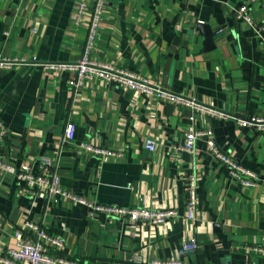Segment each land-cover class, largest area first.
I'll use <instances>...</instances> for the list:
<instances>
[{
  "label": "crops",
  "instance_id": "0c3cea01",
  "mask_svg": "<svg viewBox=\"0 0 264 264\" xmlns=\"http://www.w3.org/2000/svg\"><path fill=\"white\" fill-rule=\"evenodd\" d=\"M77 1L0 0V56L28 62L0 69V122L8 134L1 162L18 167L49 157L69 193L106 206L175 209L178 217L161 226L89 218L73 202L25 192L16 176L0 168L2 252L14 247V230L31 220L62 240L61 255L81 264H264V257L249 251L264 245V133L239 128L232 119L195 118V128L211 129L216 145L257 175L256 186L241 187L202 141L192 154L178 150L191 125L189 109L96 79L72 89V74L55 76L33 66L32 58H80L96 0L86 1L76 25ZM102 1L93 61L233 117H264V49L255 31L234 19L230 7L239 0ZM252 16L264 24V7L252 9ZM198 22L213 30L210 51L195 30ZM69 120L75 139L64 145ZM149 136L154 152L144 149ZM84 143L122 157L99 161L78 147ZM188 174L197 178L191 223L184 219ZM191 240L194 252L182 247Z\"/></svg>",
  "mask_w": 264,
  "mask_h": 264
},
{
  "label": "built area",
  "instance_id": "2783aa9c",
  "mask_svg": "<svg viewBox=\"0 0 264 264\" xmlns=\"http://www.w3.org/2000/svg\"><path fill=\"white\" fill-rule=\"evenodd\" d=\"M86 1L76 2V16L74 24H79L86 11ZM264 7V0H239L237 7L231 6L230 11L234 19L243 22L252 28L259 40L260 46L264 49V24H256L252 16V9L257 6ZM104 13V2L96 0L90 17V25L87 39L83 47L82 54L77 61L69 63H49L38 62L32 58L31 64L55 76L60 73L72 74L73 78L68 81L72 89L82 87L86 82L99 80L107 86H119L139 92L150 100L159 102L167 101L172 104L187 108L191 111L189 121L191 125L187 127L182 145L178 148L181 152L192 154L195 151V142L202 141L207 153L224 166L231 179L241 187L256 186L257 175L251 170L238 163L229 153L222 151L215 143L213 132L209 128L197 129L194 126L195 118L198 115H207L218 119L235 120L239 128L249 129L252 132L264 133V117L249 116L245 118L233 117L226 112L216 110L202 105L194 99H188L181 95L161 89L157 85L151 84L147 79L139 77L133 73L124 72L113 68L111 65L97 63L91 59V53L97 36L100 18ZM200 23V22H198ZM222 30L217 29L216 34H221ZM28 62L16 59L4 58L0 56V69H10L15 64ZM30 64V63H29ZM7 130L0 122V168L16 176L23 184L25 192L39 194L46 200L58 202L66 200L73 202L87 211V216L93 218L95 215H103L110 221L119 218H127L130 222H143L149 226H161L178 217L175 209L154 210L148 208H120L106 206L94 200L72 194L64 190L60 185L59 176L55 171L53 161L49 157H42L35 162L21 164L18 167L6 166L1 162L2 148L7 138ZM75 139V124L69 120L66 122L62 144L72 145ZM84 153L99 161L110 158H121V151H114L99 145L80 144L78 146ZM156 148L152 137H147L144 142V149L154 152ZM197 178L194 174H188L184 179V191L186 193L185 215L186 222L191 223L197 211ZM2 218L0 214V219ZM15 244L13 248L7 249L4 253L0 249V264H81L77 260L69 259L60 254L63 242L59 238L50 235L44 225L40 222L25 220L20 229L13 232ZM183 249L194 252L197 248L195 240L183 243ZM52 249L53 253H50ZM254 256L264 257V245L260 248L249 249ZM152 264H180L174 261H153ZM260 264V263H253Z\"/></svg>",
  "mask_w": 264,
  "mask_h": 264
},
{
  "label": "water",
  "instance_id": "95a60500",
  "mask_svg": "<svg viewBox=\"0 0 264 264\" xmlns=\"http://www.w3.org/2000/svg\"><path fill=\"white\" fill-rule=\"evenodd\" d=\"M195 30L203 37V47L206 51L214 48L213 30L210 25L198 23Z\"/></svg>",
  "mask_w": 264,
  "mask_h": 264
}]
</instances>
